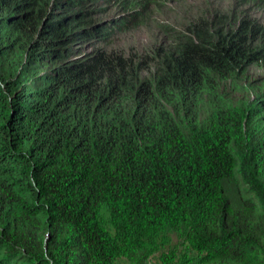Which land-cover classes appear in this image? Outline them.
<instances>
[{"label":"trees","instance_id":"obj_1","mask_svg":"<svg viewBox=\"0 0 264 264\" xmlns=\"http://www.w3.org/2000/svg\"><path fill=\"white\" fill-rule=\"evenodd\" d=\"M95 1L0 0V264H264V0Z\"/></svg>","mask_w":264,"mask_h":264},{"label":"rangeland","instance_id":"obj_2","mask_svg":"<svg viewBox=\"0 0 264 264\" xmlns=\"http://www.w3.org/2000/svg\"><path fill=\"white\" fill-rule=\"evenodd\" d=\"M95 6H104L100 12L99 18L116 19L117 14L121 13L120 3L131 4L135 2L136 8L141 13L133 23L125 26H117L111 33L103 36L102 42L95 40L94 43H108L113 47L128 48L135 47L139 50H145L163 35L158 25L165 23L169 27L181 28L193 14L201 8H207L209 5H228L231 0H96ZM145 4V7H144ZM94 7L93 5H91ZM127 20L129 16L125 17ZM117 24V23H116ZM115 24V25H116ZM262 71V70H261ZM261 71L255 72V75L262 74ZM104 218L108 219V213L103 210ZM116 264H129L125 259H119ZM150 264H161L160 253L152 257Z\"/></svg>","mask_w":264,"mask_h":264}]
</instances>
